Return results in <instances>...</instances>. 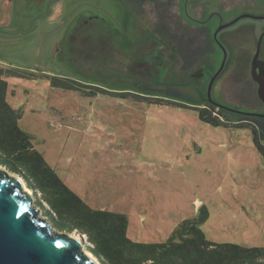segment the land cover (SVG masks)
Here are the masks:
<instances>
[{
	"label": "rangeland",
	"instance_id": "obj_1",
	"mask_svg": "<svg viewBox=\"0 0 264 264\" xmlns=\"http://www.w3.org/2000/svg\"><path fill=\"white\" fill-rule=\"evenodd\" d=\"M243 13L264 15V0H174L158 9L138 0H0V69L29 75H4L9 103L22 111L20 127L90 206L125 213L134 240H164L182 220L207 211L200 227L209 240L264 246V158L252 128L235 124L242 116L237 111L221 109L227 124L212 125L192 108L88 95L50 81L147 95L176 89L206 104L210 78L224 57L213 31ZM86 17L100 27L76 29ZM263 32L264 18L243 17L219 33L228 56L211 85L213 100L264 113L250 75ZM191 35L207 45L201 57L214 67L202 77L191 75L198 66L185 67ZM148 53L162 56L150 62ZM30 194L47 220L40 194ZM53 228L80 236L76 229Z\"/></svg>",
	"mask_w": 264,
	"mask_h": 264
},
{
	"label": "trees",
	"instance_id": "obj_2",
	"mask_svg": "<svg viewBox=\"0 0 264 264\" xmlns=\"http://www.w3.org/2000/svg\"><path fill=\"white\" fill-rule=\"evenodd\" d=\"M139 2L151 0H138ZM170 0H160L166 5ZM29 76L26 72L0 69V164L23 178L26 185L40 194L37 199L49 220L58 228L85 234L91 246L87 249L101 264H264V246H244L237 243H217L209 240L200 227L208 216L182 220L168 237L161 241L145 242L127 234L129 219L120 211L95 208L64 181L44 154L35 148L34 136L22 129L20 108L8 101V82L4 75ZM26 74V75H25ZM43 76L49 77L44 74ZM53 77L50 84L66 89H84L88 95L97 92L114 96L139 98L159 105L171 104L198 111L201 120L212 125L227 124L229 120L219 108L198 104L188 94L176 90H162L164 94H144L111 91L84 83ZM91 87L90 89L88 88ZM136 87L141 88L137 84ZM147 91V87L143 88ZM157 91V90H154ZM134 98V99H135ZM237 126L251 127L256 149L264 158V119L242 116ZM47 209H45L44 204Z\"/></svg>",
	"mask_w": 264,
	"mask_h": 264
},
{
	"label": "water",
	"instance_id": "obj_3",
	"mask_svg": "<svg viewBox=\"0 0 264 264\" xmlns=\"http://www.w3.org/2000/svg\"><path fill=\"white\" fill-rule=\"evenodd\" d=\"M243 17L262 19L264 15L243 13L219 25L215 34ZM261 37L251 59L250 75L257 84V96L264 104V59L259 57ZM224 53L225 59V49ZM224 59L210 80L208 95L214 78L224 65ZM18 177L0 168V264H97L82 249L83 234L75 237L56 231L48 219L40 215L33 205L32 195L23 188V178Z\"/></svg>",
	"mask_w": 264,
	"mask_h": 264
},
{
	"label": "flooded vegetation",
	"instance_id": "obj_4",
	"mask_svg": "<svg viewBox=\"0 0 264 264\" xmlns=\"http://www.w3.org/2000/svg\"><path fill=\"white\" fill-rule=\"evenodd\" d=\"M151 1H153L154 3H155V8L156 9H158V5L159 4H161V2L159 1V0H151ZM173 1L174 0H170V1H168L167 2V4L166 5H172L173 4ZM164 5V4H163ZM232 20V19H231ZM226 23V22H225ZM86 24H88V25H94V26H99L100 27V24H98V23H96V22H92V23H90L89 22V19H88V17H86V18H84L82 21H81V23L79 24V26L78 27H76V29H78V28H81L82 26H85ZM223 24V23H222ZM108 25H110V23H108ZM221 25V24H220ZM120 26H123L122 24H120ZM225 28V27H224ZM224 28H221L220 30H218L217 32H216V34H215V31H216V29L213 31V34H212V37H213V41L222 49V51H223V54L225 55V53H224V49H225V51H226V56H228V50L226 49V47H225V45H224V42H226V40L225 39H222V38H220L219 37V33L222 31V29H224ZM75 29V30H76ZM107 29V28H106ZM108 30H110V31H112L109 27H108ZM107 30V31H108ZM113 32V31H112ZM114 33H116V32H114ZM118 33V32H117ZM117 33H116V35H114V36H111V37H115V38H118V37H116V36H118L117 35ZM72 34V33H71ZM70 34V35H71ZM118 34H120V33H118ZM121 34H124V33H121ZM260 36H262L261 37V41H260V50H259V57L260 58H262V59H264V56L262 55V53H263V46H264V32L260 35ZM154 37H155V41H157L158 42V35H154ZM119 40V39H118ZM203 42V41H202ZM258 42H259V39L257 40V43H256V47H257V45H258ZM185 43H186V46H187V48L189 49V51H188V60H185V67L187 66V67H192V66H198V70L196 71V72H191V75H194V74H199L201 77L204 75V73H205V69L206 70H213L214 69V67H213V65H210V62L207 60V59H205V57H201V56H205L208 52H209V49L207 48V45L206 44H201L200 46H199V44H198V42H197V40H196V37H193L192 35L190 36V37H187L186 39H185ZM223 55V56H224ZM141 56V55H140ZM161 56L162 55H160V54H158V53H154V54H152V53H148V54H145V56H144V58L145 59H147V60H149L150 62H156V61H159L160 59H161ZM226 56H225V59H226ZM223 59H224V57H223ZM225 59H224V63H225ZM223 61V60H222ZM144 62H145V60H144ZM137 63L140 65L141 63H142V61H137ZM222 63V62H221ZM199 65H200V67H199ZM220 66H221V64H220ZM220 66L218 67V69L220 68ZM224 68V65H223V67H222V69ZM218 69L215 71V73L218 71ZM221 69V70H222ZM221 70L219 71V73L221 72ZM215 73H213V75L215 74ZM218 73V74H219ZM218 74H217V76H218ZM213 75L211 76V78L213 77ZM216 76V77H217ZM216 77L214 78V80L216 79ZM211 78H210V80H211ZM214 80H213V82H214ZM210 82V81H209ZM212 82V83H213ZM207 100H208V103H206L205 105H213V106H215L216 108H219L220 110L221 109H225V110H231V111H237V112H239L240 114H242V116H251V117H255V118H260V119H264V116L263 115H260L259 117H258V115H253V114H248V113H244V112H249V113H255V112H250V111H243V110H239V109H234V108H232V107H229V106H227V105H225V104H222L221 102H218V101H216V100H213L212 99V97H211V95L209 94L208 95V92H207ZM259 114H264V113H259ZM241 116V117H242Z\"/></svg>",
	"mask_w": 264,
	"mask_h": 264
},
{
	"label": "bare ground",
	"instance_id": "obj_5",
	"mask_svg": "<svg viewBox=\"0 0 264 264\" xmlns=\"http://www.w3.org/2000/svg\"><path fill=\"white\" fill-rule=\"evenodd\" d=\"M16 176V175H15ZM17 178H19L18 176H16ZM21 179V178H20ZM21 181H22V185H23V188H24V190L26 191V192H28V193H31V189H29L27 186H26V184L24 183V181L21 179ZM48 221H49V223H50V225L52 226V227H54L55 225L49 220V218H48ZM75 237H77L78 235H74ZM84 252L88 255V256H90V257H92L95 261H96V263L97 264H101L98 260H97V258L91 253V252H89L88 250H84Z\"/></svg>",
	"mask_w": 264,
	"mask_h": 264
}]
</instances>
